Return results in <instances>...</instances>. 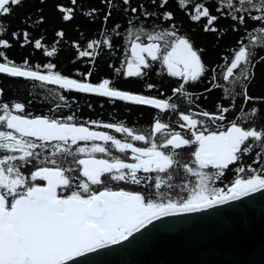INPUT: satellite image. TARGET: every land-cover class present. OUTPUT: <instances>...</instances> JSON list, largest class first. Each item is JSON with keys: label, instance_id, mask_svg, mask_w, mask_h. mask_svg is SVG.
Here are the masks:
<instances>
[{"label": "snow or ice", "instance_id": "obj_1", "mask_svg": "<svg viewBox=\"0 0 264 264\" xmlns=\"http://www.w3.org/2000/svg\"><path fill=\"white\" fill-rule=\"evenodd\" d=\"M198 32L236 39L213 61ZM65 45L83 70L61 69ZM0 74L31 97L0 86V264H85L154 221L264 194V0H0ZM83 96L150 119L84 116Z\"/></svg>", "mask_w": 264, "mask_h": 264}, {"label": "water", "instance_id": "obj_2", "mask_svg": "<svg viewBox=\"0 0 264 264\" xmlns=\"http://www.w3.org/2000/svg\"><path fill=\"white\" fill-rule=\"evenodd\" d=\"M85 264H264V194L205 213L162 218Z\"/></svg>", "mask_w": 264, "mask_h": 264}, {"label": "trees", "instance_id": "obj_3", "mask_svg": "<svg viewBox=\"0 0 264 264\" xmlns=\"http://www.w3.org/2000/svg\"><path fill=\"white\" fill-rule=\"evenodd\" d=\"M23 10H18V15L22 14ZM179 18V14H178ZM16 21L13 20V24L15 25ZM75 23H80L81 24V30L85 31L87 34V31L91 26L86 25L82 20L74 21ZM76 32L71 29V26H69V32L68 36L70 38H75L76 37ZM196 39L197 43L201 44L207 49L206 52V58L215 61L220 54L222 48H224L227 45L232 44L235 39H236V34L229 33L227 36L224 37V39L219 41L218 46L213 47L215 41L211 35H203L202 33H196ZM67 49V46H64ZM23 51L25 50H20V49H12L9 52L10 56H14L17 60H19L22 57ZM122 49L118 50L116 55L109 56L108 54H105L101 59L97 61V71L95 72L94 76L92 77L93 80L97 79L99 76H109L112 72V69L108 67V64L114 63L117 64L118 66V57L121 55ZM72 55V52L70 49H67L64 51L57 63L61 67V69L64 72L70 71L73 67L79 66L83 70L85 67L83 63L80 65H72L69 63V58ZM35 61H42L43 57L37 53L36 56L34 57ZM259 72V69L257 70ZM149 82H161V77L156 76L154 74H150V77L148 78ZM0 86L5 87L6 89V97H11L15 95L16 97L22 98V99H29L31 98L28 96L26 89L29 87L25 82L19 79H13V78H8L0 74ZM122 87L125 88H130L133 90H139L141 87V83L139 81L131 80L129 79L128 81H123L121 83ZM164 91L166 94H170L168 92L167 85L165 83V88ZM197 94H199V89H197ZM218 93L213 92L208 96V99L206 101H203V104L211 107V105L214 103ZM80 100V106L82 110V114L84 116H90L92 118H100L103 120H108L110 119L109 114L111 113L112 116L116 117H122L128 119L130 122L134 121H144L148 118H150V110L147 109L146 107H132L131 113L125 111L126 105L120 102H117L115 105V111L113 110V105L109 104L107 101L103 102V107H101V101L103 98H99L96 96H83L79 98ZM87 102H91L93 104V109H88L86 106ZM34 106L39 109V105L37 101H34ZM140 113H143V116L140 115Z\"/></svg>", "mask_w": 264, "mask_h": 264}, {"label": "flooded vegetation", "instance_id": "obj_4", "mask_svg": "<svg viewBox=\"0 0 264 264\" xmlns=\"http://www.w3.org/2000/svg\"><path fill=\"white\" fill-rule=\"evenodd\" d=\"M39 110V109H37ZM117 120H121V119H126L125 117L122 118V117H116ZM150 118L144 120V121H139V123L136 125V126H140V125H143V126H146L147 125V122L149 121ZM128 121V119H126ZM130 122V121H128ZM131 123V122H130Z\"/></svg>", "mask_w": 264, "mask_h": 264}]
</instances>
